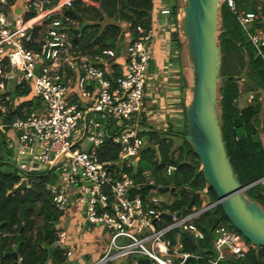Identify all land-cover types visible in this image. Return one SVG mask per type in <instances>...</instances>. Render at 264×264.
<instances>
[{
    "label": "built area",
    "instance_id": "1",
    "mask_svg": "<svg viewBox=\"0 0 264 264\" xmlns=\"http://www.w3.org/2000/svg\"><path fill=\"white\" fill-rule=\"evenodd\" d=\"M224 1L261 55L264 32H248L254 13L236 9L233 0ZM72 2L23 0L24 12L18 15L9 11L11 0H0V55H4L6 62L4 66L0 64V110L8 113L12 106L9 85L13 89L28 87L32 96L42 103L24 118L5 122L0 117V129L17 132L14 162L21 180L26 181L29 172L42 167L53 173L60 169L55 173L58 181L47 185L58 211H64L68 205V190L80 187L81 196L76 200L84 205L85 222L102 225L109 232L105 251L91 264H125L128 259L137 264L140 258H147L150 264H186L190 257L198 256L183 252L178 234L172 241L169 233L178 230L193 240L204 238L194 220L217 206L216 200L210 206L206 204L204 194L208 186L199 194L201 208L192 207L187 214L176 216L177 212L160 210V203H168L169 196L142 198L137 193L132 199L127 197L130 188L154 183L149 172L143 173L144 182L135 181L126 172L114 180L109 163L97 155L111 123L116 130L110 139L120 146L117 162L129 167L128 160L145 142L136 120L143 112L147 70L152 58L151 27L146 31L137 27L138 37L126 48L125 72L110 79L105 67L98 64L115 59L112 50H103L105 57H91L77 50L72 42L69 29L74 25L64 16V10L72 8ZM159 14L168 17L170 11L164 5ZM28 44L37 49L28 48ZM252 97L250 94V101ZM33 149H36L34 160H25ZM174 170L173 165L166 167L167 174ZM162 212L171 216L166 223ZM214 234L211 264H223L229 256L241 258L251 246L224 226L217 227ZM65 239V233L58 232L54 247L61 248ZM17 264H21L19 256Z\"/></svg>",
    "mask_w": 264,
    "mask_h": 264
},
{
    "label": "trees",
    "instance_id": "2",
    "mask_svg": "<svg viewBox=\"0 0 264 264\" xmlns=\"http://www.w3.org/2000/svg\"><path fill=\"white\" fill-rule=\"evenodd\" d=\"M93 1L97 2V7L86 6L80 0L72 2V9L81 16V20L77 21L79 33L76 38L72 35V42L77 50L87 56L105 57L102 54L103 50H112L115 58L119 55L118 44L124 39L120 22L127 24L131 41L139 35L137 27L145 31L151 27V12L155 7L153 0ZM233 1L236 9L254 13V19L248 26L249 34L264 32V2ZM165 4L170 11L169 16L175 17L178 9L176 2L165 0ZM89 13L92 16H87ZM64 16L76 21L70 15L64 14ZM87 18L89 21L86 20ZM218 30L217 43L220 50V80L217 83L218 122L233 174L243 186H246L264 177V44L260 46V55L225 1L219 5ZM175 36L176 34L173 33L172 37ZM27 47L32 50L37 49L35 45L28 44ZM98 66L102 65L99 63ZM113 68V74L108 77L110 79L121 75L117 66ZM242 74L259 87L262 93L260 97L241 80ZM28 92L29 88L26 86L15 87L12 95L21 97ZM243 93L252 94L253 97L251 102L240 107L238 99ZM41 106L42 103L37 98L22 101L11 106L8 113L3 115V120L10 122L16 118H24L29 112ZM111 124L110 128L114 126L113 123ZM115 130V126L109 129L103 144L97 149L99 159L109 163L114 180L118 179L120 173L126 172L135 181L141 182L140 174L147 171L155 184L175 188L169 192L170 201L160 203L164 211L187 214L189 211L186 208L191 200L194 208H201L202 200L197 192L208 185L197 156L184 138L175 146L169 138H155L154 132H140L141 136L153 140L150 143L157 146L158 152L154 149H146L136 160L135 166L132 167L130 164L127 167L125 163L117 162L120 146L110 139ZM5 154L0 160L9 159L8 148L5 149ZM168 165L175 167L171 174L166 173ZM19 173L15 165L0 161V264H12V259L4 254L14 250L18 244L16 235L21 229L23 243L18 253L21 264L49 262L62 264L67 258V251L64 248L54 247L58 233L56 223L61 212L54 208L47 190V185L56 183L58 176L49 170L29 172L26 176L25 188L12 193L21 180ZM207 193L211 201L216 200L215 193L209 186ZM244 194L249 201L256 202L264 211V181L246 189ZM168 221V218H164V223ZM194 223L204 233V238L201 240H193L178 230L169 233L172 241L176 240L178 234L183 252L198 256L190 257L186 264H211L210 259L214 257L212 242L217 227L224 226L240 235L218 205L200 214ZM243 239L251 245L248 251L238 259L229 256L223 264H264V247L255 246L247 239ZM50 247L53 248L51 254ZM125 264L135 263L132 259H128Z\"/></svg>",
    "mask_w": 264,
    "mask_h": 264
},
{
    "label": "water",
    "instance_id": "3",
    "mask_svg": "<svg viewBox=\"0 0 264 264\" xmlns=\"http://www.w3.org/2000/svg\"><path fill=\"white\" fill-rule=\"evenodd\" d=\"M22 4L23 0H17L12 6L11 9L15 14H23ZM218 13L219 0H185L182 32L187 43L192 81L191 100L185 110L187 135L184 136V139L197 156L203 177L215 193L216 205L221 207L230 224L251 244L264 247V211L256 202L249 201L244 194L246 189L263 182L264 177L246 186L239 182L237 176L233 174L226 155L218 122L217 83L220 69V50L217 43ZM64 14L72 16L77 21L81 20V16L75 13L72 8H66ZM69 31L74 38L79 33L76 28H70ZM240 78L258 97L262 95L259 87L245 74H242ZM145 131L149 130L145 128ZM143 139L145 141L143 146L135 155L131 156V160L138 159L146 149H154L158 152L157 146H153L147 143L145 138ZM60 171L59 169L54 174ZM19 175L21 176V173ZM25 186L26 181L20 180L12 193L25 188ZM173 189H175L174 186L148 183L140 188H130L127 191V197L132 199L135 194L148 190L166 194ZM204 196L207 206H210L212 204L210 196L208 193H205ZM192 207L193 201L191 200L186 209L190 210ZM179 215L180 213L176 214V216ZM161 216L171 217L165 212H162ZM21 231L22 229L16 235L18 244L14 250L4 254L12 259V264H17L19 249L23 243ZM52 251L53 248L50 247L49 253L51 254ZM137 264H150V262L147 258H140Z\"/></svg>",
    "mask_w": 264,
    "mask_h": 264
},
{
    "label": "crops",
    "instance_id": "4",
    "mask_svg": "<svg viewBox=\"0 0 264 264\" xmlns=\"http://www.w3.org/2000/svg\"><path fill=\"white\" fill-rule=\"evenodd\" d=\"M16 1L11 0L9 8L11 14H15L11 8ZM80 1L86 6H98L97 2L93 0ZM174 1L178 6L177 14L175 17H167L159 14L161 6L166 5L165 0H153L155 7L151 12L152 58L147 70L143 112L137 118L136 123L140 132L163 134L172 140L179 137L180 142L177 144L179 145L184 136L187 135L185 110L191 100L192 75L187 55V43L182 32L185 3L182 4L183 0ZM71 21L74 25L73 28L78 29L77 20ZM119 24L124 34V39L118 44L119 55L115 59H107L105 63L100 64L105 67L107 77L113 74V66H117L121 74L125 72L126 48L131 38L127 31V24L124 22ZM178 25L179 27H177ZM173 33L176 34L175 38L172 37ZM0 64L2 66L6 64L4 55H0ZM9 90H11L9 95L12 98V107L22 101L34 98L30 89L27 95L21 97L12 95L14 89L11 85H9ZM249 95V93H243L239 97L238 104L240 107L250 102ZM4 114L0 110V117L3 118ZM145 128L149 131H145ZM142 137L147 142V136ZM16 142V131L8 128L0 129V158L5 157L6 148L10 150L9 159L0 160L1 162L15 165ZM147 143L151 144L150 142ZM85 147L89 148V145H85ZM35 154L36 149H33L27 154L25 160L33 161ZM79 196H81L79 186L68 190V205L64 211H60L61 214L56 223L58 232H64L66 235L64 245L61 248L67 251V258L62 264H91L103 254L109 239V232L102 225H90L85 222L84 205L76 200ZM47 264L54 263L49 262Z\"/></svg>",
    "mask_w": 264,
    "mask_h": 264
},
{
    "label": "rangeland",
    "instance_id": "5",
    "mask_svg": "<svg viewBox=\"0 0 264 264\" xmlns=\"http://www.w3.org/2000/svg\"><path fill=\"white\" fill-rule=\"evenodd\" d=\"M222 2H223V0H219V5H220ZM184 3H185V0H183L182 4L184 5ZM184 6H185V5H184ZM87 16H92V15H91V13H89ZM86 20L89 21L88 18H87ZM218 36H219V30H218V28H217V42H218ZM219 80H220V79H219ZM218 83H219V81H218ZM250 102H251V101H250ZM156 137H157V138H162V137H165V136H164L163 134H157V133H156L155 138H156ZM169 139L172 140V138H169ZM172 141H173V143L175 144V146H177V144L180 142V138H179V137H177V138H173ZM147 142H153V140H152L150 137H147ZM128 161H129V163L132 165V167L135 166V163H136L135 160H131V159H129ZM145 180H146V176L143 175V174H140V176H139V181L144 182ZM140 195H142V196H144V197L157 196V197H159L160 199H166V198H168V196H170V193L168 192V193H166V194H161L160 192H157V191H154V190H148V191H143V192H141Z\"/></svg>",
    "mask_w": 264,
    "mask_h": 264
}]
</instances>
